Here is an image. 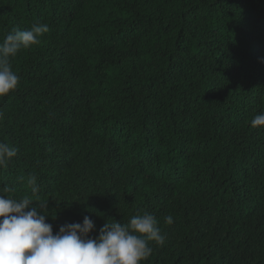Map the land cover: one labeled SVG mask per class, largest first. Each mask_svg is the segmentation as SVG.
<instances>
[{"label": "trees", "instance_id": "obj_1", "mask_svg": "<svg viewBox=\"0 0 264 264\" xmlns=\"http://www.w3.org/2000/svg\"><path fill=\"white\" fill-rule=\"evenodd\" d=\"M34 23L0 98L5 195L54 235L153 214L142 264H264V0H0V42Z\"/></svg>", "mask_w": 264, "mask_h": 264}, {"label": "clouds", "instance_id": "obj_2", "mask_svg": "<svg viewBox=\"0 0 264 264\" xmlns=\"http://www.w3.org/2000/svg\"><path fill=\"white\" fill-rule=\"evenodd\" d=\"M47 32L46 23H34L27 30L14 29L0 42V98L8 96L19 83L11 59L21 50L38 45ZM251 127L264 128V112L251 120ZM17 153L15 146L0 141V170ZM27 183L33 195L38 193L34 175ZM12 191L9 186L0 187V264H142L152 254L150 243H165L157 219L148 212L133 215L127 223L108 219L95 238L90 237L95 224L89 216L82 224L61 226L54 235L52 225L46 223L50 217L46 205H38V210L31 206L32 196L16 199L5 195ZM164 221L171 225L173 217L169 215Z\"/></svg>", "mask_w": 264, "mask_h": 264}]
</instances>
